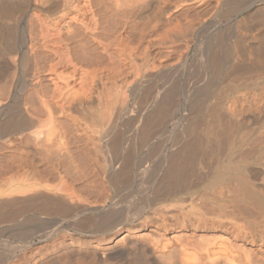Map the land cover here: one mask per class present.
Returning a JSON list of instances; mask_svg holds the SVG:
<instances>
[{
    "label": "bare ground",
    "instance_id": "obj_1",
    "mask_svg": "<svg viewBox=\"0 0 264 264\" xmlns=\"http://www.w3.org/2000/svg\"><path fill=\"white\" fill-rule=\"evenodd\" d=\"M21 4L0 24V264H264V0Z\"/></svg>",
    "mask_w": 264,
    "mask_h": 264
},
{
    "label": "rangeland",
    "instance_id": "obj_2",
    "mask_svg": "<svg viewBox=\"0 0 264 264\" xmlns=\"http://www.w3.org/2000/svg\"><path fill=\"white\" fill-rule=\"evenodd\" d=\"M2 1H5L4 3L6 4H4ZM6 1H8V2H6ZM12 2H13V4H12ZM20 2V3H19ZM1 3H3V7L4 6H6L4 9H3V7L1 8L0 7V9H1V11L2 12H0V16L1 15H3L2 16V18L0 17V24L1 23H4V21L2 20V19H5V20H7V21H5V22H11V19H12V21H13V19L16 17V15L19 13V11L23 8V5L21 4L22 3V0H1L0 1V6H2V4ZM18 3V4H17ZM12 4V5H11ZM8 5V6H7ZM16 5V6H15ZM20 6V7H19ZM9 7V8H8ZM11 7V8H10ZM12 9H14V10H12ZM20 9V10H19ZM10 10V11H9ZM5 11V12H4ZM12 11V12H11ZM16 11V12H15ZM18 11V12H17ZM11 14H10V13ZM13 12H15V13H13ZM9 14V15H6V14ZM4 14L6 15V16H4ZM13 14H15V15H13ZM12 16V18H11V16ZM9 16H10V18H9ZM7 17H8V19H7ZM165 77V76H164ZM163 77V78H164ZM167 81H170V78H171V76L170 75H167ZM196 84H193L192 86H190L186 91H182V95H181V97L179 98L180 99V103H179V105H178V109H179V107H180V109L178 110V109H176L175 110V120H174V122H172L173 124L174 123H176V125L174 124H172V123H170V124H168L166 127L167 128H164L163 129V131H161L158 135H154L155 137L153 138V141L149 144V145H144L143 147H142V151H143V153L144 152H146L145 154H148V155H152L153 156V159H152V157H150V160H151V162H147L149 165H151V163L152 164H155L156 162L157 163H159L160 161H162L163 160V155H164V153L166 152V148H168L169 146H170V142H171V140H172V137H174L172 134H174L179 128L178 127H180L181 126V124H183L182 123V120L180 119V117L182 118V116L181 115H183L182 113H184V114H186V113H188L189 111H188V107L190 106V104H191V102L193 103V101L194 102H196L199 98H201L202 96H203V90H202V85H200V84H197L196 86H195ZM199 87H200V89H199ZM191 89H192V91H191ZM200 90V91H199ZM195 92V93H194ZM184 93V94H183ZM186 93V94H185ZM188 94V95H187ZM192 95V97H191V95ZM128 99H127V105H129V103H131V98H129V97H127ZM191 101V102H190ZM181 104V105H180ZM186 104H188V105H186ZM185 105V106H184ZM192 105V104H191ZM188 106V107H187ZM183 107V108H182ZM187 107V108H186ZM178 112V113H177ZM179 115V117H177ZM131 116H133L132 115V113H131ZM131 118H133V117H131ZM130 118V119H131ZM178 118V119H177ZM176 121V122H175ZM177 121H179V122H177ZM181 123V124H180ZM179 124V125H178ZM132 125V124H131ZM178 125V126H177ZM177 126V127H176ZM177 129H176V128ZM129 130V129H128ZM173 130H175V131H173ZM130 132L132 131V129L131 130H129ZM129 133V132H128ZM186 136V135H185ZM234 136V137H233ZM232 137H233V140L231 139V137H230V139L229 140H231L232 141V143L231 144H233V146H235L236 145V147H237V151L235 152V154L239 151V154H242L244 151V148L242 147V142H243V138H241V137H243L242 136V134H241V136L239 137V135H233ZM236 137V138H235ZM242 140V141H240V139ZM159 141V143H158V141ZM230 141V142H231ZM239 143H237V142ZM162 142V143H161ZM241 142V143H240ZM154 144V145H153ZM156 144V145H155ZM238 144V145H237ZM212 144L211 143H209V145H207V148L205 147V150H206V158L205 159H207L205 162L207 163V162H209L210 164L212 163V161H213V157H212V155L211 154H209V153H211L212 152ZM159 146H160V148H159ZM208 147H209V149H208ZM157 149V150H156ZM154 150V151H153ZM165 150V151H164ZM241 150V151H240ZM158 151V152H157ZM207 151L209 152V153H207ZM243 151V152H242ZM152 152V153H151ZM157 152V153H156ZM164 152V153H163ZM241 152V153H240ZM153 153H156V155L155 154H153ZM238 154V153H237ZM238 154V155H239ZM161 156V157H160ZM235 156H237V155H235ZM210 157H212V158H210ZM161 158V159H160ZM209 160V161H208ZM135 187V185H131L130 187H128V189L127 190H125V192H126V194L128 195L127 196V200L126 201H124V205L126 206L127 204V206L128 207H130L131 205H132V202H133V200H134V194H135V189H133ZM130 189V190H129ZM131 189H132V191H131ZM129 192V193H128ZM132 194V195H131ZM52 221H53V219L51 218H49V220H48V222H50V223H52ZM0 227L2 228V230L4 229V225L3 224H1L0 225ZM0 228V229H1ZM7 236V235H6ZM11 237H8V238H6L5 239V245H4V247H3V250L5 249V250H7V249H9V248H11L12 246H14V243L16 244V242H14L13 241V238H11ZM16 241V240H15ZM155 258H156V255H155ZM157 260H159L158 259V256H157V258H156ZM140 262H142V261H138L137 262V264L138 263H140ZM159 262H162L161 261V259H160V261ZM86 263H87V260H86Z\"/></svg>",
    "mask_w": 264,
    "mask_h": 264
}]
</instances>
